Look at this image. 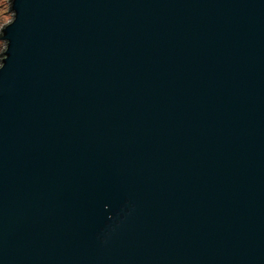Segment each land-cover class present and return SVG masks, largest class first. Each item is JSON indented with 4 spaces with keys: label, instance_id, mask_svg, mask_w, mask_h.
<instances>
[{
    "label": "water",
    "instance_id": "95a60500",
    "mask_svg": "<svg viewBox=\"0 0 264 264\" xmlns=\"http://www.w3.org/2000/svg\"><path fill=\"white\" fill-rule=\"evenodd\" d=\"M0 264H264V0H11Z\"/></svg>",
    "mask_w": 264,
    "mask_h": 264
},
{
    "label": "rangeland",
    "instance_id": "374dc122",
    "mask_svg": "<svg viewBox=\"0 0 264 264\" xmlns=\"http://www.w3.org/2000/svg\"><path fill=\"white\" fill-rule=\"evenodd\" d=\"M10 0H0V31L13 19L10 8Z\"/></svg>",
    "mask_w": 264,
    "mask_h": 264
},
{
    "label": "trees",
    "instance_id": "16d2710c",
    "mask_svg": "<svg viewBox=\"0 0 264 264\" xmlns=\"http://www.w3.org/2000/svg\"><path fill=\"white\" fill-rule=\"evenodd\" d=\"M11 1V0H10ZM10 7H11V2H10ZM10 9V8H9ZM1 37V36H0ZM5 47H4V42L1 40L0 38V61H1V57H2V53L4 51Z\"/></svg>",
    "mask_w": 264,
    "mask_h": 264
}]
</instances>
